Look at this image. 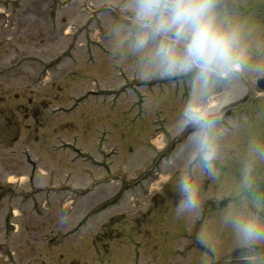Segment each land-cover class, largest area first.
Masks as SVG:
<instances>
[{"label":"rangeland","instance_id":"rangeland-1","mask_svg":"<svg viewBox=\"0 0 264 264\" xmlns=\"http://www.w3.org/2000/svg\"><path fill=\"white\" fill-rule=\"evenodd\" d=\"M48 1L0 0V264H134V253H141V264L199 262L183 253L198 251L191 246L203 215H174L173 188L184 161L177 153L174 163L158 161L178 134L185 89L138 87L143 78L132 62L105 54L99 14L86 18L88 32L73 30L84 19L78 6L86 0H74L71 8V0ZM92 3L101 9L117 0ZM34 110L37 123L30 118ZM262 113L253 115L250 128L228 133L225 144L242 145L264 126ZM159 133L168 138L165 151H159L163 142L152 145ZM59 143L70 147L59 149ZM108 160L111 182L107 168L94 165ZM222 167L219 180L206 184L208 221L216 215L217 193L235 178L234 162ZM155 168L161 176L149 183L151 195L131 190L139 183L147 188L141 178L157 179ZM126 194L138 199L119 205ZM222 238L227 248L230 237Z\"/></svg>","mask_w":264,"mask_h":264},{"label":"clouds","instance_id":"clouds-1","mask_svg":"<svg viewBox=\"0 0 264 264\" xmlns=\"http://www.w3.org/2000/svg\"><path fill=\"white\" fill-rule=\"evenodd\" d=\"M99 15L105 54L131 61L143 78L138 87L173 83L186 91L178 134L162 157L184 161L175 217L202 216L206 184L219 180L223 165H236L234 180L217 193L215 217L194 233L199 264H264V134L225 144L264 109V0H117ZM239 105L250 107L232 119Z\"/></svg>","mask_w":264,"mask_h":264},{"label":"flooded vegetation","instance_id":"flooded-vegetation-1","mask_svg":"<svg viewBox=\"0 0 264 264\" xmlns=\"http://www.w3.org/2000/svg\"><path fill=\"white\" fill-rule=\"evenodd\" d=\"M249 108V107H248ZM236 109V108H235ZM263 109H261V110H259V111H262ZM259 111H257V112H259ZM256 113V112H255ZM257 133H261V134H264V127H262V128H259V131L257 132ZM208 202V201H207ZM206 206L208 205V203L207 204H205ZM205 217H206V214L204 213L203 214V221L205 220ZM195 244V243H194ZM195 250H198L197 252H195V253H191L190 252V250L187 252H184L183 253V259H185L186 258V256L188 255V256H192V254L193 255H195L196 256V258H199L200 259V257H201V255H202V246H200V245H198V248L197 249H195ZM194 264H199V262H197V263H194ZM215 264H222V258L221 259H217L216 261H215Z\"/></svg>","mask_w":264,"mask_h":264},{"label":"bare ground","instance_id":"bare-ground-1","mask_svg":"<svg viewBox=\"0 0 264 264\" xmlns=\"http://www.w3.org/2000/svg\"><path fill=\"white\" fill-rule=\"evenodd\" d=\"M259 131V128L258 129H255V130H253L252 132H255V133H257Z\"/></svg>","mask_w":264,"mask_h":264}]
</instances>
